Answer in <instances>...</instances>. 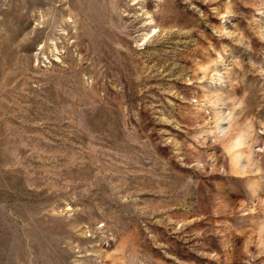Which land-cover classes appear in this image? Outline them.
Segmentation results:
<instances>
[{
  "label": "rangeland",
  "instance_id": "rangeland-1",
  "mask_svg": "<svg viewBox=\"0 0 264 264\" xmlns=\"http://www.w3.org/2000/svg\"><path fill=\"white\" fill-rule=\"evenodd\" d=\"M0 264H264V0H0Z\"/></svg>",
  "mask_w": 264,
  "mask_h": 264
}]
</instances>
